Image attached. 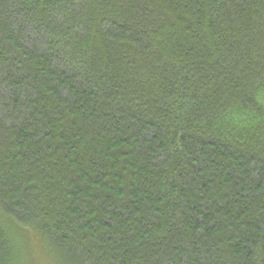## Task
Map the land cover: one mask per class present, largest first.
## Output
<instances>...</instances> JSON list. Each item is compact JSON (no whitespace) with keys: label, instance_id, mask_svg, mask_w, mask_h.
Returning a JSON list of instances; mask_svg holds the SVG:
<instances>
[{"label":"trees","instance_id":"16d2710c","mask_svg":"<svg viewBox=\"0 0 264 264\" xmlns=\"http://www.w3.org/2000/svg\"><path fill=\"white\" fill-rule=\"evenodd\" d=\"M264 264V0H0V264Z\"/></svg>","mask_w":264,"mask_h":264},{"label":"rangeland","instance_id":"374dc122","mask_svg":"<svg viewBox=\"0 0 264 264\" xmlns=\"http://www.w3.org/2000/svg\"><path fill=\"white\" fill-rule=\"evenodd\" d=\"M27 247L31 264H49L47 251L40 236L33 230H27Z\"/></svg>","mask_w":264,"mask_h":264}]
</instances>
